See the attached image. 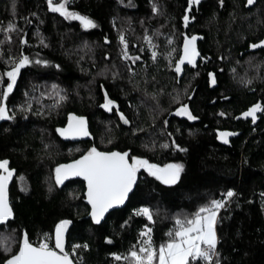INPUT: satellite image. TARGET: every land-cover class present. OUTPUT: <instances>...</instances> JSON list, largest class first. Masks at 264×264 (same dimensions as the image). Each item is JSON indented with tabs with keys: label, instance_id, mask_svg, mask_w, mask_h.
<instances>
[{
	"label": "trees",
	"instance_id": "1",
	"mask_svg": "<svg viewBox=\"0 0 264 264\" xmlns=\"http://www.w3.org/2000/svg\"><path fill=\"white\" fill-rule=\"evenodd\" d=\"M133 1L126 8L117 0H68L70 11L97 25L84 28L50 11L47 0H0V93L13 61L46 62L21 68L5 102L14 118L0 124V159L25 175L30 190L11 188L15 217L0 229L12 230L18 242L11 253L0 250V264L18 251L23 232L34 245L51 237L54 248L61 220L73 225L67 252L76 264H128L113 254L138 249L147 228L158 248L178 217L191 218L214 199L224 201L214 264H264V112L254 122L242 115L257 103L264 107V46H250L264 40V0H200L191 10L188 0ZM10 22L15 29L5 33ZM121 36L129 57L139 59L123 57ZM192 36L198 61L178 83L175 64ZM105 94L115 102L111 111L102 107ZM183 104L197 119L175 115ZM69 116L83 117L93 140L63 141L57 129ZM221 132L233 134L228 143ZM92 147L183 170L170 185L140 170L127 205L98 225L89 218L83 182L52 181L59 165ZM141 207L151 209L153 221L136 214Z\"/></svg>",
	"mask_w": 264,
	"mask_h": 264
},
{
	"label": "snow or ice",
	"instance_id": "2",
	"mask_svg": "<svg viewBox=\"0 0 264 264\" xmlns=\"http://www.w3.org/2000/svg\"><path fill=\"white\" fill-rule=\"evenodd\" d=\"M47 2L50 11L59 13L65 19L78 20L84 28H94L97 26L91 18L70 11L67 7L68 0H57V2L47 0ZM199 2L200 0H188L189 10H191L193 4H199ZM222 2L223 0H221ZM253 2L254 0H247L249 5ZM153 11H157L155 6H153ZM183 19L185 24H187L189 17L185 15ZM14 29L15 25L10 22L2 30L5 33H9ZM8 38L10 39V36ZM145 40L149 42L150 47H154L151 45L149 37L145 36ZM195 41V36H192L190 39L185 37L183 55L175 64V72L177 74L182 71L181 65L185 61L188 64L195 63V58L198 55ZM21 42L27 43L23 39ZM120 42L124 45L123 57L125 59H132L133 61L139 59V57H129L127 42L124 36L120 37ZM41 43H43V40H41ZM250 46L252 48L264 46V40H261L259 44L254 43ZM156 55L157 53L153 51V59H155ZM36 62L41 63L39 60ZM12 63L11 70L3 74L7 76L8 83L7 87L0 93V120H12L14 118L13 115L8 113L5 102L8 99L9 93L13 90L21 68L31 63V61L27 56H21L18 61H13ZM0 81H2V76H0ZM213 83H215L214 79ZM245 83H251V81H245ZM60 99L63 100L64 97L61 96ZM104 99L105 103L102 107L111 111L115 102L109 99L107 94H105ZM257 112H264V107L259 103L243 112L242 115L245 118L251 117L254 122L257 119ZM119 115L125 124L129 123L123 113ZM175 115L186 116L189 120L197 119L189 111L186 104L178 107ZM221 115H224V113H221ZM57 131L62 136L88 135L83 117L69 116L68 128L57 129ZM230 135L233 134L221 132L220 138L225 143H228L227 137ZM162 146L168 147L167 144ZM175 147L179 148V145H175ZM140 169H144L162 183L170 185L176 183L179 179L183 165L165 164L161 167L158 164L150 163L147 159L130 156L127 151H99L96 147H92L79 159L73 160L68 164L59 165L55 169V179L57 184H61L69 177H83L87 182L86 198L91 205V217L95 223L99 224L109 209L124 204L125 200L128 199L129 193L136 184L137 173ZM11 176L12 170L8 168V161H0V224L7 222L13 215L12 208L7 199V183ZM226 195L227 197H232L234 193L228 191ZM223 205V200L214 199L209 204L200 207L191 218L182 220L178 217L175 221V228L167 233L169 239L161 243L158 248L152 242L150 235L151 228H147L140 233V236L145 239L140 241L138 249L136 246H133L125 256L113 254V257L116 261L123 259L128 264H196L197 261H199V264H214L218 243L215 224L217 213ZM136 214L146 217L149 221H153L152 211L149 207L139 208ZM70 223V220H61L55 226L54 248L49 246L48 241L51 237H46L34 245L27 233L23 234L18 251L6 256L2 264H74L71 254L65 251V233ZM79 247L87 248V245H74L73 252ZM0 248L6 254L11 253V244L7 240L0 241ZM215 264H219V261L215 260Z\"/></svg>",
	"mask_w": 264,
	"mask_h": 264
},
{
	"label": "water",
	"instance_id": "3",
	"mask_svg": "<svg viewBox=\"0 0 264 264\" xmlns=\"http://www.w3.org/2000/svg\"><path fill=\"white\" fill-rule=\"evenodd\" d=\"M182 55H183V53H182ZM182 55H181V56H182ZM198 57H199V54L196 56V58H195V63H194V64H188V62L185 61L184 64L181 65V69H182V71H181L179 74H177V73L175 72V68H174V72L176 73L177 78H178V83H179V82L181 81V79L183 78L185 67H186V66L194 67L195 64H196L197 61H198ZM113 106L115 107L116 105L114 104ZM113 106H112V107H113ZM108 111H109V110H108ZM75 117H76V116H75ZM3 121H6V120H0V124H1ZM84 121H85V126H86V129H87L88 135H86V136H84V135H77V136L67 135V136H62V135L59 133L61 139H62L63 141H66V142H81V141H91V140H93V136H92V134H91V130H90L89 124H88V122H87L85 119H84ZM68 125H69V120H68L67 124H66L62 129H67V128H68ZM79 158H80V157H79ZM79 158H77V159H79ZM4 160H7V161H8V168H9L10 170H12V176H11V178L8 180V183H7V199H8V203H9L10 207L12 208L11 203H10V197H9V188H10V186H11V183H12V180H13L14 176L17 175V169H12V168H11V161H10L9 159H4ZM75 160H76V159H75ZM0 161H3V160H0ZM72 161H73V160H72ZM72 161H70V162H68V163H71ZM68 163H66V164H68ZM70 181H81V182L84 183V186H85L84 196H85L86 204H87V206H88L89 209H90V212H89V218L93 221V219H92V217H91V214H90V213H91V205L88 203L87 198H86L87 182L83 179V177H69V178L65 179V180L63 181V183H61V185L66 184V183H68V182H70ZM138 181H139V176H138V174H137V181H136V184L133 186L132 191L129 193V197H128V199L125 200L124 204L119 205V206H117V207H115V208L109 209L108 212L105 213L103 219L100 221V223H99L98 225H100L101 223H103V222L105 221V219L107 218V216H108L110 213H112V212L115 211V210L122 209V208H124V207L127 205V203L129 202V199H130L131 195H132V194L134 193V191L136 190V187H137V185H138ZM12 213H13L12 217H10V218L8 219L7 222H5V223H3V224H0V227L3 226V225L8 224L9 222H11V221L14 220L15 213H14L13 208H12ZM93 223H95V222L93 221ZM95 224H97V223H95ZM72 227H73V225H72V223H70V224L68 225L67 231H66V233H65V251H67L68 241H69V236H70V233H71ZM25 233H26V232H23V234H25ZM23 234H22V236H23ZM27 235H28V234H27ZM28 237H29V236H28ZM54 237H55V232H54ZM21 239H22V237H21ZM54 241H55V239H54ZM57 251H58V250H57ZM71 258H72V257H71ZM72 260H73L74 264H76V262L74 261L73 258H72Z\"/></svg>",
	"mask_w": 264,
	"mask_h": 264
},
{
	"label": "rangeland",
	"instance_id": "4",
	"mask_svg": "<svg viewBox=\"0 0 264 264\" xmlns=\"http://www.w3.org/2000/svg\"><path fill=\"white\" fill-rule=\"evenodd\" d=\"M118 2H120V4H122L123 6H125L126 8H133L135 6L134 4V1L133 0H117ZM31 63H29L28 65L32 64L33 62L34 63H37L36 61L38 60H35V61H32L30 60ZM38 64H41V65H46V63L42 62V63H38ZM54 93H56L54 91ZM49 99H56L55 97H53L51 95V98ZM181 117H185L187 118L186 116H181ZM188 119V118H187ZM174 164V163H173ZM140 170H144V169H140ZM147 172V171H146ZM148 173V172H147ZM149 174V173H148ZM150 175V174H149ZM181 175V173H180ZM152 176V175H151ZM56 173L55 175H53V178H52V181H53V186L55 187H58L59 184L56 183ZM154 177V176H153ZM180 177V176H179ZM19 184H20V188L21 190L24 192V193H27L29 192L30 188H29V183L27 181V178L25 177V175H21L20 179H19ZM50 189L52 188V186H49ZM215 230H216V224H215ZM7 240V242H9L11 244V251L13 250V248L15 247V245L17 244L18 240H17V237L16 235H14V232L8 228H4V229H0V241H5ZM0 250L3 251L2 248H0ZM4 252V251H3ZM5 253V252H4ZM6 254V253H5ZM8 254V253H7Z\"/></svg>",
	"mask_w": 264,
	"mask_h": 264
},
{
	"label": "flooded vegetation",
	"instance_id": "5",
	"mask_svg": "<svg viewBox=\"0 0 264 264\" xmlns=\"http://www.w3.org/2000/svg\"><path fill=\"white\" fill-rule=\"evenodd\" d=\"M0 160H4V159H0ZM11 168L12 169H15V168H13L12 166H11ZM20 177H21V175H18V173H17V175H15L14 176V178H13V180H12V183H11V186H10V188H9V197H10V192H11V188H12V186L14 185V184H16L17 186H18V188L21 190V188H20V184H19V179H20ZM22 191V190H21ZM23 192V191H22ZM10 203H11V201H10ZM12 206V205H11ZM13 208V207H12ZM8 224H6V225H3V226H7ZM3 226H1V227H3Z\"/></svg>",
	"mask_w": 264,
	"mask_h": 264
}]
</instances>
